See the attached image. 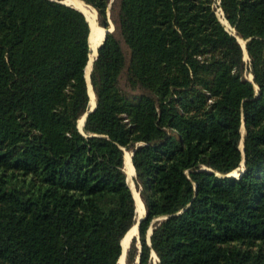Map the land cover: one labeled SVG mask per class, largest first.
Segmentation results:
<instances>
[{"label": "trees", "instance_id": "1", "mask_svg": "<svg viewBox=\"0 0 264 264\" xmlns=\"http://www.w3.org/2000/svg\"><path fill=\"white\" fill-rule=\"evenodd\" d=\"M83 1L82 133L85 16L0 0V264H117L133 149L128 264H264V0Z\"/></svg>", "mask_w": 264, "mask_h": 264}, {"label": "bare ground", "instance_id": "2", "mask_svg": "<svg viewBox=\"0 0 264 264\" xmlns=\"http://www.w3.org/2000/svg\"><path fill=\"white\" fill-rule=\"evenodd\" d=\"M65 2L77 7L78 9H80L83 12V14H84V16L88 22V25H89L91 49L93 47H95L97 44L99 45L100 41H102V39H103L105 28L103 26H100L97 24L96 18H95L96 17V10L92 6L85 4L81 0H65ZM222 22L226 23L225 19ZM88 39H89V37H88ZM240 41H241V44L243 45L242 40H240ZM93 58L91 57L88 59L89 61L85 67V77H86L87 82H88L89 95L91 96V100L94 103L95 102V95H94L92 88L90 86V83H89V72H90L89 69H90V66H92L91 63H92ZM82 119H83V117L79 118V120H78L79 124H80L78 126L80 129H82V125H83ZM240 147H241V143H240ZM124 164H125V171H126V175H127V184L129 185V187H131V192L135 196L136 208L138 209V211H143L144 210L143 203L139 197L137 190H135L133 187L134 168L132 165L130 153L127 151L124 153ZM136 228H137V226L134 224L131 227V229L129 230V232L123 237V239H122V253H121L118 261H123L124 252H125V248L127 246L128 238L133 231H136Z\"/></svg>", "mask_w": 264, "mask_h": 264}, {"label": "water", "instance_id": "3", "mask_svg": "<svg viewBox=\"0 0 264 264\" xmlns=\"http://www.w3.org/2000/svg\"><path fill=\"white\" fill-rule=\"evenodd\" d=\"M81 1H83V0H81ZM59 2L60 3H63V4H66V5H69V6H72V7H74V8H76V9H78L77 7H75V6H73V5H71V4H69V3H67V2H65V0H59ZM84 2V1H83ZM85 3V2H84ZM219 3V2H218ZM85 4H87V3H85ZM87 5H89V4H87ZM79 11H81L80 9H78ZM82 12V11H81ZM83 13V12H82ZM221 13H222V11H221ZM84 15V14H83ZM223 17V16H222ZM96 18H97V16H96ZM219 20L221 21V23L222 24H226L227 23V21H226V23H223L222 22V20H221V18H219ZM89 26V25H88ZM227 26L229 27V25H228V23H227ZM226 27V26H225ZM105 28V32H104V36H103V39H102V41L99 43V45H97V47H96V52H97V49H98V47L100 46V44L104 41V39L106 38V35L108 34V33H110V32H112L113 31V29H114V26H113V24H112V28H109V27H104ZM226 29H228L227 27H226ZM89 33H90V31H89ZM89 37V36H88ZM237 39H238V41L240 42V40L239 39H241L242 41H243V45L241 44V42H240V44H241V46H242V48L244 49V52L246 53V49H245V41L242 39V38H240V37H237ZM89 55V54H88ZM246 56H247V53H246ZM95 57H96V54H95V56H94V58H93V60H92V63H91V65L93 64V61H94V59H95ZM89 59V58H88ZM89 61V60H88ZM88 61H87V63H88ZM87 65V64H86ZM91 70H92V66H91ZM91 70H90V72H91ZM90 72H89V82H90ZM250 78H246L247 80H249V81H251L252 82V74H250ZM85 79H86V77H85ZM86 82H87V79H86ZM87 93H88V83H87ZM88 96H89V93H88ZM90 97H89V107H88V110L81 116V117H83V127H84V122H85V119H86V117H87V115L90 113V112H92L94 109H95V107H96V99H95V102H94V104L93 105H90ZM242 126H243V128H244V117H243V121H242ZM77 128H78V130L80 131V132H82L83 133V129H80L79 128V126H78V122H77ZM245 133V129H244V131H243V133H242V135ZM240 149L243 151V138L241 139V147H240ZM135 151V149H133L132 151H130V157L132 156V154H133V152ZM242 163H243V161H242ZM124 170H125V164H124ZM125 173H126V171H125ZM229 176H233L232 175V173L230 172L229 174H228ZM133 177H135V172H134V175H133ZM126 180H127V175H126ZM129 186V185H128ZM130 188V190H131V187H129ZM139 194V193H138ZM145 215H143L142 217H140L138 220H137V229H138V224H139V222L142 220V218L144 217ZM166 216H164V217H162V218H165ZM151 233V229H150V232H149V234ZM121 247H122V245H121Z\"/></svg>", "mask_w": 264, "mask_h": 264}, {"label": "rangeland", "instance_id": "4", "mask_svg": "<svg viewBox=\"0 0 264 264\" xmlns=\"http://www.w3.org/2000/svg\"><path fill=\"white\" fill-rule=\"evenodd\" d=\"M217 15H218V17L219 18H221V20L223 21L224 20V18L222 17V13H221V10H220V8H218L217 9ZM96 16H97V13H96ZM96 18V17H95ZM96 22H97V18H96ZM98 24V23H97ZM99 25V24H98ZM225 26L228 28V29H230L228 26H227V24H225ZM108 27L109 28H112V22H111V20L109 19V21H108ZM107 28V27H106ZM241 40V39H240ZM101 42V41H100ZM241 42V41H240ZM243 42V41H242ZM98 45V44H97ZM96 45V46H97ZM96 46L95 47H93L92 48V52L90 53V56H89V58H93L94 57V55H95V53H96ZM244 58L245 59H247V56H246V53L244 52ZM90 69H91V66H90ZM90 69H89V71H90ZM245 77L246 78H250L251 76H250V74L248 73V74H245ZM90 105H93L94 103L92 102V100H91V96H90ZM81 118V117H80ZM83 120V119H82ZM82 122V121H81ZM78 125H80L79 124V121H78ZM243 131H244V128H243V126L241 125V133H243ZM240 143H241V141H240ZM126 152V151H125ZM127 152H129L130 153V151H127ZM241 168H242V163L240 164V166L237 168V169H235L234 170V172L232 173V175L233 176H237V175H239V172H240V170H241ZM133 182H134V177H133ZM135 184L133 183V187H134V189L136 190V188H135V186H134ZM138 192V191H137ZM140 197V196H139ZM143 203V202H142ZM143 208H144V205H143ZM136 222H135V225L137 226V220L140 218V217H142L144 214H145V209L143 210V211H138V209L136 208ZM133 237H135L136 238V241H137V243H138V229L136 228V231H133L131 234H130V236H129V238H128V242H127V246H126V248H125V252H124V259H123V261H118V263L117 264H128L127 263V260H126V253H127V249H128V246H129V244H130V242H131V240H132V238ZM153 255V261H155V255L154 254H152ZM133 264H136V263H133Z\"/></svg>", "mask_w": 264, "mask_h": 264}]
</instances>
